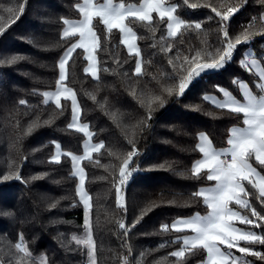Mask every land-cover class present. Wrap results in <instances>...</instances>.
<instances>
[{
	"label": "trees",
	"instance_id": "16d2710c",
	"mask_svg": "<svg viewBox=\"0 0 264 264\" xmlns=\"http://www.w3.org/2000/svg\"><path fill=\"white\" fill-rule=\"evenodd\" d=\"M138 4L141 0H114ZM176 7V15L187 23L200 22V30L183 29L175 38L167 36V18L153 13L151 24L129 21L137 35L143 75H134L137 57L121 44V34H109L98 17L93 27L100 47L95 51L98 78L86 74V58L75 49L66 65L65 85L75 92L81 122L87 123L93 142H103L99 152L81 160L84 187L89 195L91 231L95 245V264H196L205 257L199 249L182 261L170 255L182 246L180 232L170 227L178 217L203 212L202 197L193 194L208 183L203 171L191 173L200 158L199 134L207 135L216 148L227 144L229 130L243 123V114L230 112L205 100V93L225 87L240 97L238 81L255 87L256 76L242 66L247 47L264 55V0H244L227 22L229 37L249 29L256 35L237 46L233 57L219 70L197 78L181 97L169 96L167 87L178 86L197 52L222 50L220 17L212 8L226 11L239 0H166ZM79 0H0V263L3 264H88L86 250L74 235L83 227V205L77 194L71 157L83 151L85 135L69 128L71 102L61 99L44 103L42 92L54 89L59 78L58 63L76 36L62 38L63 20L76 18ZM24 4L21 13L20 5ZM197 4L196 8L190 7ZM155 29V32L152 31ZM172 45L170 51L169 45ZM22 57L14 63L12 57ZM173 61V64L169 63ZM197 63L202 61H196ZM174 66L177 72H174ZM237 81L234 83L233 81ZM165 99L163 106L154 96ZM95 97V99H93ZM20 100L26 103L21 105ZM151 105V106H150ZM48 121V123H45ZM32 129L29 131V129ZM59 144L60 162H50ZM135 146L139 155L132 168H138L125 185L124 207L117 206L116 183L119 166ZM264 176V166L252 159ZM163 166V167H161ZM19 170L20 179L2 177ZM250 208L242 207L264 235V220L253 217L254 208L264 216V203L248 181L244 183ZM120 223L125 228L119 227ZM168 226V231L163 230ZM127 233V234H125ZM27 247L29 256L18 252L15 244ZM247 254L233 249L237 264H264L252 252L264 254V245L241 240ZM240 255V257H239Z\"/></svg>",
	"mask_w": 264,
	"mask_h": 264
},
{
	"label": "snow or ice",
	"instance_id": "6c2138e0",
	"mask_svg": "<svg viewBox=\"0 0 264 264\" xmlns=\"http://www.w3.org/2000/svg\"><path fill=\"white\" fill-rule=\"evenodd\" d=\"M187 4L188 0H184ZM244 0H239L238 4L228 6L226 11H218L215 7L212 11L216 16L220 17L221 31L223 32V40L226 43L222 44V50L217 49L213 54L211 51H206L204 56L201 57L200 52H197L196 56L189 60L185 57L184 60L191 66L187 69L186 75H181L177 72L174 66V72H177V76H173L172 79H179L178 86L167 87L164 89L169 96L175 95L176 97L183 96L190 88L193 82L199 78L203 73L211 70L222 69L226 62L230 61L233 57L234 50L238 45L249 42L256 33H253L249 29H246L242 35H239L233 41L229 37L227 29V22L230 18L239 10L243 5ZM197 4H191L190 7L196 8ZM25 5H20L21 13L24 10ZM80 12L83 17L80 21L73 22L67 19L63 20L65 27L62 38H68L72 36H79V41L71 45L64 55L61 57L59 67V79L56 81L55 92H44V103L53 101L57 109H61V98L70 99L73 112V123L69 124V128H76L77 131L84 132L86 135H91L87 131L88 125L78 126V119L80 115L79 104L77 96L72 89L65 85L66 80V65L72 53L77 48H83L87 53L86 58L89 61L88 67L84 69L86 74H90L93 78H98V64L95 58V51L100 47L99 37L93 27V18L98 17L100 21L105 25L107 32L110 34L113 29H118L121 33V44L125 45L130 55H135L136 65L134 69V75L139 77L143 75L142 61L140 59L141 52L137 46V35L133 27L129 26L131 22H141L151 24L153 21V13H156L161 20L167 18V36L169 38H175L182 33L183 29L195 27L200 30L202 24L196 22L193 24L187 23L175 15L176 7L174 5L166 6L165 0H141L139 6L125 5L123 2L114 4L112 0H104L100 4H92L91 0H85L83 7H80ZM264 20V15L260 17ZM4 27H0V35L5 32ZM155 32V29H152ZM172 45L168 46L165 51H170ZM22 59V57H12L7 63L12 64L16 60ZM196 61H202L197 63ZM4 63V61H0ZM170 64H173L172 60H169ZM257 60L251 61L252 67H257ZM242 66L248 67V64L242 60ZM261 80H264V69L259 71ZM237 83V81H233ZM240 89L243 93L244 102L241 103L235 97L231 95L227 90L220 88L219 91L225 96L223 102L213 101L220 108H227L230 112L236 114H243L244 127L231 128L229 138L227 140L228 148L217 151L212 147L211 141L206 134H199L200 143L197 145L199 151L203 154V158L194 162L191 173L194 177H199L204 170L207 171V180L215 181L214 187L201 188L193 195L196 197H202L203 202L209 209L207 215L201 216L195 214L187 219L176 220L172 228L181 232L184 229L191 231L192 235H185L183 239V246L178 251L170 253L171 256L176 257L177 261L182 259L187 254H192L194 251L204 249L207 251V259L204 264H237V258L232 255L231 249L238 247V242L243 240L249 244H261L264 245V235H258L253 231H242L235 228L233 221L239 219L244 224H253L256 227L261 225L256 224L254 220L249 219L247 216H242L239 212L234 211L229 205L234 202L244 208H250L251 205L247 200L242 199L241 196L247 195L243 181H248L252 184L253 188L258 190V199L264 203V176H261L257 170L249 162L251 157H255V160L262 166H264V95L257 97L248 89L247 84L240 83ZM264 90V84L259 85ZM205 100L212 99L208 95L203 97ZM95 99V97H93ZM154 101L159 105L165 104V99L161 95L154 96ZM19 103L24 105L25 100H20ZM151 106V105H150ZM48 123V121H45ZM32 129L30 128L29 131ZM103 142L100 144L90 146L91 152H99L103 147ZM59 144L57 148L59 149ZM61 153L58 151L56 155L51 158L50 162L59 163ZM70 156L73 162V176L80 177V183L77 186V194L80 196L81 202L84 204L86 211L85 220V235L83 237H73L77 245H84L88 248L89 260L91 264H95V245L93 241L90 221L91 204L90 199L87 198V194L83 190L84 185V169L80 167V161L84 158H90V152L86 149L85 157H79L72 153H65ZM139 153L135 146L132 150L127 152L126 157L123 158L122 163L119 166V178L116 183V200L118 207H124V197L121 195L125 185L133 174L138 171V168H132V162ZM230 156V159L228 157ZM163 167V166H161ZM255 177V179H253ZM12 179L19 180L20 174L17 169L15 172H11L8 175L2 177L3 181H9ZM253 217H257L259 220H264V216H261L254 208L251 212ZM182 226V227H181ZM121 229L125 228L124 223H120ZM163 230L168 231V226L163 225ZM127 234V233H125ZM219 245H226L227 250H221ZM15 249L18 252L24 253L25 256H29L27 247L24 245L22 236L21 242L15 244ZM251 250L248 247H240V253H249ZM252 255L264 259V254L260 252H252ZM46 264V261L42 262Z\"/></svg>",
	"mask_w": 264,
	"mask_h": 264
},
{
	"label": "crops",
	"instance_id": "0c3cea01",
	"mask_svg": "<svg viewBox=\"0 0 264 264\" xmlns=\"http://www.w3.org/2000/svg\"><path fill=\"white\" fill-rule=\"evenodd\" d=\"M104 2V0H91V3L92 4H100V3H103ZM112 2L114 3V4H119V3H121V2H114V0H112ZM141 2V1H140ZM84 4H85V0H79V2L76 4V8H77V10L79 11V15H80V17L82 16L81 15V12H80V7H83L84 6ZM139 4L140 3H138V4H132V5H134V6H139ZM165 4H166V6H171V5H174L173 3H170V2H166L165 1ZM82 5V6H81ZM125 5H129V4H125ZM175 15H176V13H175ZM177 16V15H176ZM79 17V18H80ZM79 18H77V19H79ZM66 19H68V18H66ZM81 19V18H80ZM79 19V20H80ZM63 28H64V25H63ZM63 28H62V33H63ZM121 34V33H120ZM76 37H78V35L76 36ZM77 39V38H76ZM126 47V46H125ZM127 48V47H126ZM128 50V49H127ZM95 56H96V54H95ZM244 59V57H242V59H241V61ZM260 59V58H259ZM97 61V60H96ZM264 66V65H263ZM259 67L261 68V69H263V67H262V65L260 64L259 65ZM246 69H248V70H250V71H252V73L256 76V78H255V87H251L250 86V84L247 82V81H245V80H239L238 81V89H239V92H240V97H236L235 95H233L232 94V92H230L227 88H225V87H221V86H218L216 89H217V91L216 92H212V93H205L204 94V96L205 95H208L209 97H211L212 99H210V100H208L210 103H212L213 105H215V106H217L216 105V103H214L213 101H218V102H223L226 98H225V96L223 95V93L222 92H220L219 91V89L220 88H223V89H225V90H227L229 93H231V95L233 96V97H235L238 101H240L241 103H243L244 102V97H243V93H242V91H241V89H240V86H239V84L240 83H245V84H247V87H248V89L253 93V95H256L257 97H259V96H261V95H264V90H262L261 89V87L259 88L258 87V85H256V81L258 80V78H259V75L255 72V70L253 69V68H251L249 65H248V67H246ZM57 87V86H56ZM56 87L54 88V89H50V90H45V92H55L56 91ZM68 87V86H67ZM69 88V87H68ZM71 89V88H70ZM73 91V90H72ZM63 98V97H62ZM61 98V99H62ZM70 100V99H69ZM50 102H53V101H50ZM70 102H71V100H70ZM71 116H72V104H71ZM243 119H244V117H243ZM71 120H72V118H71ZM79 121H80V119H79ZM81 122V121H80ZM81 123H83L84 125H87V123H84V122H81ZM71 124V123H70ZM233 127H244V125H243V123L241 124V125H238V126H233ZM233 127H231V128H233ZM230 128V129H231ZM74 129H76V128H74ZM88 131H89V133H91L90 132V130H89V128L87 129ZM84 133V132H83ZM84 135H85V133H84ZM229 135H230V132H229ZM228 138H229V136H228ZM200 143V139L198 138V144ZM96 144H100V142H93L92 141V139H91V135L89 136V135H85V140H84V142H83V151H82V153H84V156H85V154H86V149H88L89 150V152H90V156H91V154L93 153V152H91L90 151V146H92V145H96ZM212 147L214 148V149H216L217 151H220V150H222V149H226V148H228L229 147V145L228 144H226L224 147H221V148H216V147H214L213 145H212ZM201 153V152H200ZM74 155H76V154H74ZM76 156H81V154H79V155H76ZM203 158V154L201 153V155H200V158L199 159H197V160H200V159H202ZM229 159H230V156H229ZM252 159L253 160H255V157L253 156V157H251L250 158V160H249V162L252 164V166L257 170V172L261 175V176H263L259 171H258V169L255 167V165L252 163ZM196 160V161H197ZM72 161V160H71ZM80 167H82L81 166V161H80ZM72 168H73V162H72ZM204 172L206 173V176H207V171L206 170H204ZM83 175H84V179H85V172L83 173ZM253 179H255V177L253 178ZM246 181H243V184L245 183ZM214 185H215V181H208V183L207 184H205V185H202V186H200L199 188H198V191L201 189V188H206V187H214ZM256 191H257V193H258V190L256 189V188H254ZM85 192H86V190H85ZM87 194V196H89L88 195V193H86ZM258 195H259V193H258ZM89 198V197H88ZM241 198L242 199H245V200H247L248 201V199L246 198V196H244V195H242L241 196ZM206 205V204H205ZM229 207H231L234 211H237V212H239L242 216H247L249 219H251V220H253V218H251L250 216H248V214H245V213H243V211H242V207L240 206V205H237V204H235L234 202H232L230 205H229ZM208 211H209V209L207 208V206H206V209H205V211H203V212H194L192 215H189V216H184V217H178V218H175L174 220H172V222L170 223V227L172 228V225H173V223L176 221V220H178V219H187V218H190V217H192L193 215H195V214H199V215H201V216H205V215H207V213H208ZM233 225H234V227L235 228H238V229H241L242 231H250V228L253 226V224H244V223H242L239 219H236V220H234L233 221ZM182 227V226H181ZM173 229V228H172ZM174 230V229H173ZM185 235H188V236H190V235H192V233H191V231L190 230H188V229H184L183 231H181L180 232V235L178 236V239L180 240V242H181V246H183V237L185 236ZM240 242V241H239ZM238 242V246L240 247V243ZM219 247L221 248V250H224V248L226 247L225 245H219ZM225 251V250H224ZM206 256H207V251L205 250V257H204V259H202L201 261H203V260H205V258H206ZM201 261H199V262H197L196 264H199Z\"/></svg>",
	"mask_w": 264,
	"mask_h": 264
},
{
	"label": "rangeland",
	"instance_id": "374dc122",
	"mask_svg": "<svg viewBox=\"0 0 264 264\" xmlns=\"http://www.w3.org/2000/svg\"><path fill=\"white\" fill-rule=\"evenodd\" d=\"M166 1V0H165ZM114 2H116V1H114ZM167 2V1H166ZM132 5V4H131ZM82 6V5H81ZM80 15L78 16V17H76V18H68L67 20H70V21H73V22H77V21H80L81 19H83V17L81 16L80 18ZM77 18H79V19H77ZM65 27H67L65 24H64V28H63V31H64V29H65ZM79 41V36L77 37V39L72 43V44H74V43H77ZM71 44V45H72ZM71 45L68 47V48H70L71 47ZM67 48V49H68ZM66 49V50H67ZM82 50H83V53H84V57L86 58V56H87V53L84 51V49L83 48H81ZM65 50V51H66ZM65 51H64V53H65ZM64 53L61 55V57L64 55ZM257 54V52L253 49V48H251V47H247V49L244 51V55H243V57H244V61L251 67V68H253L254 70H255V72L259 75V71L261 70V68L259 67V65L261 64L262 65V67H263V69H264V55L262 56V57H259V56H257L256 55ZM94 55H95V53H94ZM61 57H60V59H61ZM95 58H96V56H95ZM260 58V59H259ZM60 59H59V61H60ZM253 59H255V60H257V67H252L251 66V61L253 60ZM59 64V63H58ZM88 64H89V61H88V59L86 58V66H85V68L86 67H88ZM59 68V67H58ZM90 75V74H89ZM91 76V75H90ZM59 79V78H58ZM261 84H264V80H261L260 79V76H259V78H258V80L256 81V85H258V87H259V85H261ZM260 88V87H259ZM45 91H43L42 92V95H43V93H44ZM43 99L45 100V97L43 96ZM71 118H72V120L70 119V122H69V124L70 123H73V112H72V116H71ZM84 124L83 123H81L80 121H79V119H78V126H83ZM88 131V130H87ZM89 132V131H88ZM86 135V134H85ZM87 136V135H86ZM60 152V149H58L57 148V144H56V149H55V152H54V155H56L57 154V152ZM53 155V156H54ZM52 156V157H53ZM80 157H85L84 156V153H81V156ZM76 179H77V186L79 185V183H80V177L79 176H76ZM83 190H84V192H85V187H84V185H83ZM85 193H87V192H85ZM121 195L124 197V193L122 192L121 193ZM89 196H87V198H88ZM78 198H79V200L81 201V199H80V196L78 195ZM82 203V202H81ZM82 205H83V227H82V230H81V232H79V233H77V234H75L74 236L75 237H83L84 235H85V231H86V229H85V220H86V211H85V207H84V204L82 203ZM250 231H253V232H255V233H257L258 234V231H257V229L254 227V225L250 228ZM259 235V234H258ZM226 246V245H225ZM83 247L85 248V250H86V255H87V261H88V264H91V262H90V260H89V253H88V248L86 247V246H84L83 245ZM239 246L238 247H234V248H232L231 249V253H232V255L233 256H235L236 258H238L237 257V255H238V253H236V252H234V250L233 249H237V250H239ZM224 250L226 251L227 250V246L224 248ZM239 257H240V255H239ZM206 259H207V256H206V258H205V260H203V261H201L199 264H204V262L206 261ZM44 262V261H43Z\"/></svg>",
	"mask_w": 264,
	"mask_h": 264
},
{
	"label": "water",
	"instance_id": "95a60500",
	"mask_svg": "<svg viewBox=\"0 0 264 264\" xmlns=\"http://www.w3.org/2000/svg\"><path fill=\"white\" fill-rule=\"evenodd\" d=\"M0 264H3V263H0Z\"/></svg>",
	"mask_w": 264,
	"mask_h": 264
},
{
	"label": "built area",
	"instance_id": "2783aa9c",
	"mask_svg": "<svg viewBox=\"0 0 264 264\" xmlns=\"http://www.w3.org/2000/svg\"><path fill=\"white\" fill-rule=\"evenodd\" d=\"M228 159H229V157H228Z\"/></svg>",
	"mask_w": 264,
	"mask_h": 264
}]
</instances>
